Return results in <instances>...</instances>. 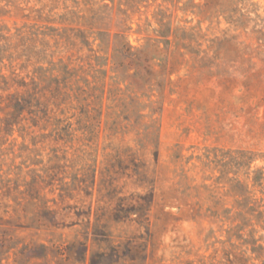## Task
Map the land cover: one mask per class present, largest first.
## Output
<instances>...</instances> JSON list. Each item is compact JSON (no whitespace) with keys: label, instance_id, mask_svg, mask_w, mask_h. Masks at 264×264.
I'll use <instances>...</instances> for the list:
<instances>
[{"label":"rangeland","instance_id":"rangeland-1","mask_svg":"<svg viewBox=\"0 0 264 264\" xmlns=\"http://www.w3.org/2000/svg\"><path fill=\"white\" fill-rule=\"evenodd\" d=\"M205 3L0 0V264H264V45Z\"/></svg>","mask_w":264,"mask_h":264},{"label":"trees","instance_id":"trees-1","mask_svg":"<svg viewBox=\"0 0 264 264\" xmlns=\"http://www.w3.org/2000/svg\"><path fill=\"white\" fill-rule=\"evenodd\" d=\"M213 4L217 8V12L223 16L227 23L234 27L235 31L239 33H245L250 37V39L258 44V49L262 48L264 45V7L261 6L258 2L254 0H206L205 5L207 8L212 7ZM215 8V7H214ZM46 76L45 78H47ZM51 80V79H50ZM49 80V81H50ZM57 81V78L54 79ZM23 83L25 82L22 80ZM45 84L48 83V79H45ZM37 85H40L38 82ZM42 85V83H41ZM43 89V88H42ZM49 90L45 91L43 94H46ZM28 92H17L14 94L15 100L9 103L8 108L11 110V114H19L23 112H28L34 108V102L40 103L42 108L48 107L47 100L46 104L42 103V95L37 93L27 96ZM29 94V93H28ZM12 97V98H13ZM36 101H32V99ZM44 102V101H43ZM48 109L43 111V114L48 115Z\"/></svg>","mask_w":264,"mask_h":264}]
</instances>
